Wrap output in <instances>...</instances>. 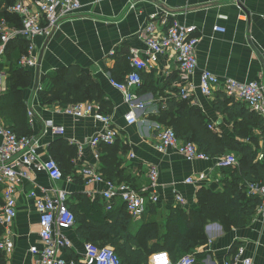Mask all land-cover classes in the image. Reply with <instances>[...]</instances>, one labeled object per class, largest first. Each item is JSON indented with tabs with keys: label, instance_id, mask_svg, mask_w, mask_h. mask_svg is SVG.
Wrapping results in <instances>:
<instances>
[{
	"label": "crops",
	"instance_id": "0c3cea01",
	"mask_svg": "<svg viewBox=\"0 0 264 264\" xmlns=\"http://www.w3.org/2000/svg\"><path fill=\"white\" fill-rule=\"evenodd\" d=\"M82 3V9L63 21L50 37L37 39L39 57L44 50L40 83L48 73L70 65L80 66L99 85L106 100L104 113L111 116L112 126L119 135L115 142L101 143L96 148L86 143L105 129L104 124L93 116L78 118L65 114L62 110L66 106L44 105L39 90L35 89L34 70V83L23 95L28 108L35 113L36 121L31 127L44 146L40 157L43 160L54 158L49 148L62 139L76 151L72 160L76 166V178L65 175L54 181L47 173L33 170V180L19 184L18 216L9 227L2 225V238L9 235L15 244L6 264H36L37 255L30 252V247H42L37 197H54L56 191L62 189L68 195V203L78 204L82 197L104 203L101 192L106 189V184L87 183L81 173L82 168L89 164L95 165L105 178H126L138 188L149 186L150 167L158 168L160 174L155 194L159 200L148 203L141 220L132 223V229L145 221L155 220L164 224L169 213L178 206L188 211L196 209L200 188H220L221 184L216 179H224L225 172L214 170L210 173V169L217 157L223 154L210 156V161H188L174 148L164 151L156 148L159 141L156 125H165L161 111L183 119L185 124L191 118L196 120V115H199L210 121L218 133L230 138L237 135L251 143L255 139L261 148L264 146L258 127L246 118L230 121L227 114L216 108L218 93L223 91L206 96L198 88L191 99H181L179 90L184 82L173 51L160 55L150 69L142 72L143 83L137 92L146 106L135 110L136 123L130 125L126 121L130 107L123 93L111 83L112 80L122 82L126 79L132 69L131 59L136 54L148 59L143 29L153 14L161 17L168 14L169 21L177 19L197 27L201 39L197 49L198 68L190 78L195 85L199 84L200 73L206 69L221 79L264 83V0H82ZM215 25L225 27L226 31H214ZM123 56L128 57L127 66L122 62ZM8 65H0V85L6 89ZM171 99L179 103L183 101L185 110L179 111L175 105L169 110L167 106ZM49 121L63 128L64 132L46 127ZM241 121L248 122V128H253L249 136L241 135L242 126L235 130ZM83 143L86 144L82 146ZM240 156L236 166L240 165ZM203 172L210 173L205 182L199 180ZM189 177L195 183L188 184L186 179ZM246 186L248 188V182ZM178 194L184 197L185 203L178 201ZM120 204L117 199L116 207ZM76 229L77 225L65 231L73 243L72 249L59 251L67 262L83 260L85 242L80 240ZM206 233L208 243L194 252L196 264H224L238 253H242V259L249 257L255 264H264V203L257 208L249 226L225 232L219 223L214 222L206 226ZM149 245L152 246L153 242Z\"/></svg>",
	"mask_w": 264,
	"mask_h": 264
},
{
	"label": "built area",
	"instance_id": "2783aa9c",
	"mask_svg": "<svg viewBox=\"0 0 264 264\" xmlns=\"http://www.w3.org/2000/svg\"><path fill=\"white\" fill-rule=\"evenodd\" d=\"M82 0H18L8 7V11L21 18V26L13 25L6 18L0 20V65L6 62V49L16 39H24L28 42L27 51L21 56L19 65L26 69L35 70L39 55L37 51V39L50 37L55 30L70 16L82 9ZM168 14L159 16L153 14L151 21L143 29L147 46L148 59H142L135 55L131 59L132 69L122 82L112 80V85L121 91L125 102L129 105V112L125 118L128 124L137 122L136 109H142L146 103L142 101L137 89L143 83L142 72L150 69L160 55L173 51L179 61V69L182 73L183 84L179 90L182 100L192 98L196 89L201 94L209 96L216 91H223L228 97L244 103L250 111L264 117V83L249 81L242 82L234 78L221 79L211 70H203L199 76V84L190 81L198 68L197 49L201 42L195 25L181 23L177 19L168 20ZM221 18L227 19L226 16ZM158 21L160 24L158 25ZM214 31L225 32V27L215 25ZM1 77V71H0ZM42 83L39 89H42ZM6 87L0 85V92ZM65 114L82 118L93 116L104 124L105 129L95 134L86 143L96 148L101 143H113L119 135V131L112 126V118L102 112L100 106L91 102H77L67 105L62 110ZM29 123L32 126L36 121L35 113L29 109ZM46 127L64 132L63 128L56 127L52 121L47 122ZM210 129H215L213 124ZM159 141L156 148L160 151L169 148L176 149L186 160L210 161L211 157L192 141H181L171 126L157 124ZM0 224L9 227L18 216L17 192L18 186L23 181L33 180V170L45 172L52 180L62 179L63 172L59 163L52 157L43 160L40 151L43 144L37 134L18 135L10 125L0 118ZM72 142H74L72 140ZM83 143L81 144L84 146ZM97 158L99 157L96 154ZM131 157H135L131 155ZM257 160H264V152L258 154ZM238 164V158L232 153H226L217 157L210 173L214 170H224ZM87 183L106 184V189L101 192L102 198L108 210H111L117 199L126 206V209L134 223L141 220L148 203H156L159 197L155 194L159 181V170L155 166L150 167V184L144 188H135L127 182H118L106 179L95 165H87L81 170ZM210 173H201L200 181H206ZM217 182L220 178L216 179ZM188 184L195 183L192 177L186 179ZM249 194L258 195L264 203V184L248 182ZM180 203L185 199L177 195ZM36 209L39 214V238L42 247L33 245L30 252L37 255L36 264H123L120 256L111 245L100 246L91 242L85 243L83 260L67 262L59 255L60 250L72 249L73 243L65 231L75 226V216L68 205L67 193L60 189L54 197L42 196L36 198ZM15 248L14 241L9 235L0 240V250L8 256ZM238 253L228 259L224 264H255L252 258H241ZM194 254L182 255L173 261L169 252L157 251L150 256V264H196Z\"/></svg>",
	"mask_w": 264,
	"mask_h": 264
},
{
	"label": "trees",
	"instance_id": "16d2710c",
	"mask_svg": "<svg viewBox=\"0 0 264 264\" xmlns=\"http://www.w3.org/2000/svg\"><path fill=\"white\" fill-rule=\"evenodd\" d=\"M17 1L0 0V20L6 18L13 25L21 26V18L8 11V7ZM27 48L28 42L24 39H16L8 45L5 62L9 64L8 84L7 89L0 95V118L18 135L34 134L29 123V108L23 95L34 83V71L19 65V60ZM122 62L127 66L128 57L123 56ZM42 86L39 95L44 105L67 106L77 102H91L98 104L102 112H105L106 100L99 85L78 65L48 73L42 81ZM173 101L174 99H171L168 102L169 110L174 105L179 111L185 110L183 101ZM170 103H173L172 107H169ZM215 105L218 110L228 115L230 121L238 120L239 117L246 118V121L258 127L264 144V117L250 112L244 103L228 97L223 92L218 93ZM161 115V122L164 124L174 118V129L181 141L194 142L200 150L210 156L236 150L239 156L241 155L240 165L220 170L225 172L224 179L219 181L220 188H200L197 193V208L188 211L178 206L169 213L164 224L155 220L145 221L136 229H132V217L123 203L120 207H116L115 203L114 207L108 210L105 203L98 199L91 201L82 197L78 204L69 202L80 240L100 246L111 245L123 264H150V256L157 251L169 252L173 261L185 254L196 256L195 250L209 241L206 233L208 224L219 223L225 232L233 228H245L251 224L257 208L263 203L260 196L249 194L246 186V182L264 184V160H256L258 154L263 151L255 139L251 143L243 141L237 135L230 138L226 134L218 133L209 128L210 121L199 115H196V120L191 118L187 124L183 119L168 112L161 111ZM248 122L241 121V124H236L235 130L242 126L243 137L249 136L253 131V128H248ZM50 149L61 167L63 176L76 178V166L72 162L76 151L62 139L54 142ZM106 179L131 184L126 178ZM152 209L155 211L153 205ZM3 234L4 228L0 224V240ZM150 242H153L152 246L149 245ZM6 258L5 252L0 250V264H6Z\"/></svg>",
	"mask_w": 264,
	"mask_h": 264
},
{
	"label": "water",
	"instance_id": "95a60500",
	"mask_svg": "<svg viewBox=\"0 0 264 264\" xmlns=\"http://www.w3.org/2000/svg\"><path fill=\"white\" fill-rule=\"evenodd\" d=\"M44 50L41 52V55L39 57L38 65L36 67L35 71V89L39 88L40 85V79H41V63H42V56H43Z\"/></svg>",
	"mask_w": 264,
	"mask_h": 264
},
{
	"label": "rangeland",
	"instance_id": "374dc122",
	"mask_svg": "<svg viewBox=\"0 0 264 264\" xmlns=\"http://www.w3.org/2000/svg\"><path fill=\"white\" fill-rule=\"evenodd\" d=\"M10 66H11V64H10ZM9 69V68H8ZM4 69H2V71H3ZM5 71V70H4ZM6 72L8 73L9 72V70H6ZM9 74V73H8ZM1 93V92H0ZM1 95V94H0ZM165 125H167V126H171V127H175V121H174V118H173V120H170L168 123H165ZM261 150L264 152V147L263 148H261ZM226 152H229V153H232V154H234L237 158H238V156H239V152L238 151H236V150H227Z\"/></svg>",
	"mask_w": 264,
	"mask_h": 264
}]
</instances>
